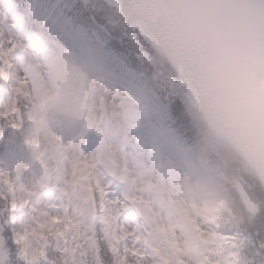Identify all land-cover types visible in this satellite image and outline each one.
I'll return each mask as SVG.
<instances>
[{"label":"snow or ice","instance_id":"snow-or-ice-1","mask_svg":"<svg viewBox=\"0 0 264 264\" xmlns=\"http://www.w3.org/2000/svg\"><path fill=\"white\" fill-rule=\"evenodd\" d=\"M66 7L74 27L117 64H137L136 41L148 44L162 25L186 36L199 52L201 85L214 115L232 121L242 138L251 136L264 179V80L244 68L226 13L194 14L184 0H122L120 7L113 0H71ZM22 48L0 24V153L22 126V104L30 96ZM183 113L177 98L167 119L181 138L191 137ZM97 152L95 138L73 145L55 195L42 180L18 196L10 176L0 175V264H264V184L253 187L248 180L238 196L257 223L238 221L221 231L218 217L179 207L167 182L151 169H134L115 154ZM189 164L179 160L178 168Z\"/></svg>","mask_w":264,"mask_h":264},{"label":"rangeland","instance_id":"rangeland-1","mask_svg":"<svg viewBox=\"0 0 264 264\" xmlns=\"http://www.w3.org/2000/svg\"><path fill=\"white\" fill-rule=\"evenodd\" d=\"M245 3L250 10L254 11L256 15L262 17L264 20V0H245ZM5 5V2L0 0V24L3 25V34L10 37L15 36L20 39L24 44V48L22 49L26 50L27 54L30 53V55H27V58L32 61H38L37 53L28 51L25 41L21 39L20 35L17 33V29L12 27L14 18ZM55 34L63 39L57 31ZM67 50V53L62 56L64 62L62 69L63 77L69 82L68 86L71 88V97L69 95H67V97L71 98L75 103H78V92L83 89L81 88V82L85 84L90 96L91 115L95 116L97 120L102 117L103 124L106 126L103 130V139H96L98 141L97 155L102 152H105L108 156L115 154L134 169H151L152 174L158 178V175H156L154 171L151 155L145 145H138V149L135 152H130L129 155L128 153L120 151L119 137L116 132L119 129L121 130L124 126V105L121 98H127L126 91L120 86L111 84L108 80L104 79L101 72L97 70L92 72L80 61L78 63L72 59L73 57L71 58L70 55L73 51L72 47H69ZM41 71L45 74L43 65H41ZM21 72H24L23 68H21ZM28 79L30 83L26 87L30 94L33 95L34 85L30 78ZM259 79L264 80V65L261 66ZM34 107V126L28 130L25 136V144L30 146L31 150L35 148V153L31 151L28 153L36 158L39 156V158L43 160L46 159L44 153L37 152L36 150V146L39 145L38 135L44 134L48 142L54 141L57 147L60 145L65 150L66 159L69 160L70 152L74 144L72 138H65L53 128L54 123L47 115L45 106L43 102L40 101L39 97H34ZM92 139L93 138H87V143ZM169 160H171L172 163H169V165L166 163L165 170L169 175H166L165 181L169 186V190L176 196V204L192 214L205 216L203 212V200L199 196L194 197V199L188 198L184 181V171L178 168V164L174 159ZM41 165L42 164L36 163L34 167H31L29 160L22 158L19 153L6 158H0V172L5 176V180L10 176L12 185L16 187L18 196H24L28 189L37 186L38 183L43 180ZM19 170H22L26 174V181L23 186L19 184ZM66 173L67 169L65 163L63 167L60 168L58 176L53 180V182L57 184L55 185L56 188L63 182ZM5 187H7V184H5Z\"/></svg>","mask_w":264,"mask_h":264},{"label":"water","instance_id":"water-1","mask_svg":"<svg viewBox=\"0 0 264 264\" xmlns=\"http://www.w3.org/2000/svg\"><path fill=\"white\" fill-rule=\"evenodd\" d=\"M243 1L245 2V0ZM184 2L193 5L191 11L194 14H211L215 12L226 13V29L230 38L237 46L244 68L249 73H253L254 71L258 72L259 65L264 59L263 20L253 15L240 0H184ZM152 37L161 47L173 55L181 65L183 64L187 66L185 62L187 60L189 65L186 72L194 77L191 78L188 76V80L191 79L197 85L201 86L203 68L199 52L195 47L189 46L186 43L187 37L184 35H177L166 25H162ZM180 58H182L181 61ZM203 92H205V90H203ZM204 95L205 98L201 97L198 100L205 118L218 125L228 144L236 146L247 156L252 155L250 151L253 143L251 136L242 138L236 133V125L232 121L228 119H220L214 115L215 109L212 101L208 94L204 93ZM242 140H246L248 144H242L239 146L240 143L238 142Z\"/></svg>","mask_w":264,"mask_h":264},{"label":"trees","instance_id":"trees-1","mask_svg":"<svg viewBox=\"0 0 264 264\" xmlns=\"http://www.w3.org/2000/svg\"><path fill=\"white\" fill-rule=\"evenodd\" d=\"M71 0H68L67 2H65L64 7L68 10V8L66 7V5L70 4ZM230 151V155L225 156V160L227 161L226 165L223 166L224 170L229 171L233 178L236 179V181L241 182L243 185L246 181L248 180H252V186L255 187L256 183H261V181L259 180L258 175L256 174L255 170L246 162L244 161L235 151L233 150H229ZM230 194V193H229ZM232 196L230 195L229 200H230V207L231 210L229 211V214L226 219H228V223L232 226L234 224L237 223L238 218L242 221L245 222V220L243 219V215H244V210H243V206L240 205L238 202H233L232 200ZM248 223L250 225H255L257 223V220L252 217Z\"/></svg>","mask_w":264,"mask_h":264}]
</instances>
